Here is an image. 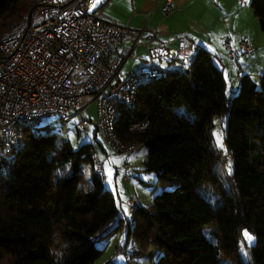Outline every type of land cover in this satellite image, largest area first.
I'll use <instances>...</instances> for the list:
<instances>
[{
	"label": "trees",
	"instance_id": "trees-1",
	"mask_svg": "<svg viewBox=\"0 0 264 264\" xmlns=\"http://www.w3.org/2000/svg\"><path fill=\"white\" fill-rule=\"evenodd\" d=\"M36 2L0 0V37ZM250 7L264 35V0ZM213 57L199 48L193 62L177 60L138 88L134 109H121L115 125L123 142L147 147L145 168L158 182L173 184L148 208H129L128 234L141 250L158 251L155 264H264V71L257 81L243 73L227 106ZM215 116L227 117L229 179L211 134ZM140 123L144 131H130ZM96 158L93 143L73 146L55 132L25 133L15 156L0 153V264H97V240L120 226L108 230L119 208Z\"/></svg>",
	"mask_w": 264,
	"mask_h": 264
},
{
	"label": "built area",
	"instance_id": "built-area-1",
	"mask_svg": "<svg viewBox=\"0 0 264 264\" xmlns=\"http://www.w3.org/2000/svg\"><path fill=\"white\" fill-rule=\"evenodd\" d=\"M95 2L37 0L33 10L0 38L3 157L11 158L21 150L25 133L60 120L71 122L77 117L79 125L87 127L90 120L86 109L92 103L96 107L95 128L107 146L116 152L130 153L137 144L123 142L115 131L121 109H134L138 88L172 69L162 67L158 60L176 58L189 64L195 59L199 50L195 42L180 36L176 47H168L155 30L146 26L132 32V44L119 51L130 28L106 21L92 9ZM172 9L173 1L167 0L162 15L170 14ZM139 46L146 49L149 62L120 75L121 65ZM240 48L251 50L246 42ZM236 53L232 50L230 56L235 57ZM85 96L89 97L86 102ZM146 126L134 124L130 131L141 132ZM95 167L104 175L100 158H96ZM124 169H130L129 164Z\"/></svg>",
	"mask_w": 264,
	"mask_h": 264
},
{
	"label": "rangeland",
	"instance_id": "rangeland-1",
	"mask_svg": "<svg viewBox=\"0 0 264 264\" xmlns=\"http://www.w3.org/2000/svg\"><path fill=\"white\" fill-rule=\"evenodd\" d=\"M32 10L33 8L26 12L25 15ZM238 38L240 37L238 36ZM249 39L248 43L251 46V51L239 55L245 64L241 61L235 62V59H232V62H226L227 68L224 70V76L226 80L227 106H229L233 96L237 93L240 76L247 71L246 69H248L250 76L256 81L264 71V35L261 31L259 22L257 26H254L250 31ZM138 52L140 55L145 53L141 47L138 48ZM225 56L226 52L224 53L223 59ZM170 60L177 61L178 59L173 58L166 61L169 62ZM158 61L162 67H166L165 60ZM136 65L137 62L128 59L122 65V74L125 75L130 70V67L133 69L136 68ZM88 98V96H85L83 98L84 102H86ZM226 118L227 117H214L211 134L218 150L223 173L229 179V176L232 175L234 171V162L225 144L227 130ZM78 121L79 119L77 117L71 122L60 120L55 124L45 126L31 133L46 134L55 132L69 141L73 146L93 143L97 147V156L104 165L105 173L103 180L105 187L111 190L119 208V215L117 217L119 219L115 220L109 226L108 230L116 225L120 226L113 234L97 240L96 246L104 250L97 264H155L158 251H156L154 247H149L145 251L141 250L128 234L135 221V214L130 212L129 208L132 201L138 204V206L148 208L152 205L153 199L158 193L163 189H172L173 184L162 186L157 180V174L145 168L144 163L147 158V147L144 144H138L136 148L128 154L116 152L107 146L101 134L96 132L92 122H89L87 127H83L78 124ZM218 137L219 143L217 142ZM125 164H129L130 169L125 170ZM125 174L128 176L127 179L124 178ZM203 194L208 197L205 191ZM124 209H126V211ZM245 231L247 230L243 231V235ZM105 232L106 230H103L102 234ZM250 235L253 237L252 241L249 242L245 238L246 242L249 244L255 243V236L252 234Z\"/></svg>",
	"mask_w": 264,
	"mask_h": 264
},
{
	"label": "crops",
	"instance_id": "crops-1",
	"mask_svg": "<svg viewBox=\"0 0 264 264\" xmlns=\"http://www.w3.org/2000/svg\"><path fill=\"white\" fill-rule=\"evenodd\" d=\"M166 1L96 0L92 9L99 12L106 21L129 26L130 34L122 40L119 51L132 44V32L146 26L148 29L155 30L158 39L168 47H176L180 36L187 37L199 48L209 50L214 56L216 65L223 71L227 68L226 62H232V59L245 64L239 55L249 53L251 50H243L240 46L243 42L250 46L248 43L250 31L258 24V19L250 7V0L245 2L240 0H172V12L163 16L162 9ZM139 47L143 48L145 52L143 55L139 54ZM139 47L133 56L123 62L124 64L128 59L137 62L136 68L130 67L126 74L149 62L146 49ZM232 50L237 51L235 57L230 56ZM225 52L226 56L223 59ZM165 62L166 66L172 68L178 64L171 60ZM122 65L120 75L125 76L126 74H122ZM246 70L244 73L250 74L248 69ZM86 115L89 122L94 125L95 104L88 106Z\"/></svg>",
	"mask_w": 264,
	"mask_h": 264
},
{
	"label": "snow or ice",
	"instance_id": "snow-or-ice-1",
	"mask_svg": "<svg viewBox=\"0 0 264 264\" xmlns=\"http://www.w3.org/2000/svg\"><path fill=\"white\" fill-rule=\"evenodd\" d=\"M218 143H219V137H218V141H217ZM222 146V145H221ZM125 211H126V209H124ZM244 237L249 241V242H251L252 241V239H253V237L247 232V231H245V233H244Z\"/></svg>",
	"mask_w": 264,
	"mask_h": 264
}]
</instances>
